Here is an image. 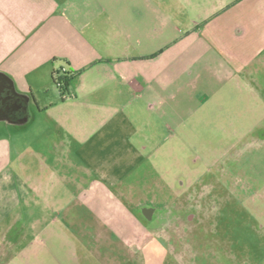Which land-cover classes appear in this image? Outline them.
I'll list each match as a JSON object with an SVG mask.
<instances>
[{
    "label": "crops",
    "instance_id": "1",
    "mask_svg": "<svg viewBox=\"0 0 264 264\" xmlns=\"http://www.w3.org/2000/svg\"><path fill=\"white\" fill-rule=\"evenodd\" d=\"M191 7L190 0H0V83L8 77L16 93L13 106L0 107V124H45L30 133L23 179L0 134V264H85L86 256L89 264L145 263L162 229L144 222L142 209L170 204L132 199L155 152L142 131L151 114L178 116L179 78L210 50L202 32L179 34L180 18L194 25ZM59 69L71 70L66 95L52 80Z\"/></svg>",
    "mask_w": 264,
    "mask_h": 264
},
{
    "label": "rangeland",
    "instance_id": "2",
    "mask_svg": "<svg viewBox=\"0 0 264 264\" xmlns=\"http://www.w3.org/2000/svg\"><path fill=\"white\" fill-rule=\"evenodd\" d=\"M190 1L201 27L180 18L179 34L202 32L210 50L187 71L178 61V116L151 114L142 131L155 152L132 199L170 204L144 264H264V0L258 9L253 0ZM43 119L0 124L8 164L22 179L30 133L43 131ZM20 153L21 171L14 162ZM93 259L84 257L85 264Z\"/></svg>",
    "mask_w": 264,
    "mask_h": 264
},
{
    "label": "flooded vegetation",
    "instance_id": "3",
    "mask_svg": "<svg viewBox=\"0 0 264 264\" xmlns=\"http://www.w3.org/2000/svg\"><path fill=\"white\" fill-rule=\"evenodd\" d=\"M168 214L166 208L152 210V208H143L141 212V217L143 221L146 222L149 226L157 227L158 225L164 222V218Z\"/></svg>",
    "mask_w": 264,
    "mask_h": 264
},
{
    "label": "trees",
    "instance_id": "4",
    "mask_svg": "<svg viewBox=\"0 0 264 264\" xmlns=\"http://www.w3.org/2000/svg\"><path fill=\"white\" fill-rule=\"evenodd\" d=\"M72 79L71 70H54L52 80L62 95L69 92V83Z\"/></svg>",
    "mask_w": 264,
    "mask_h": 264
},
{
    "label": "water",
    "instance_id": "5",
    "mask_svg": "<svg viewBox=\"0 0 264 264\" xmlns=\"http://www.w3.org/2000/svg\"><path fill=\"white\" fill-rule=\"evenodd\" d=\"M1 79L3 80V84L0 83V107L4 106L7 108L10 105L13 106V103H10V98L16 95V93L12 90L10 91V89L8 90V86L4 84V81H7L9 83V87L12 88V82L8 77L1 75ZM0 111L2 110L0 109Z\"/></svg>",
    "mask_w": 264,
    "mask_h": 264
}]
</instances>
